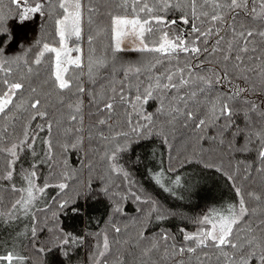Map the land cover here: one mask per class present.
Here are the masks:
<instances>
[{"label":"snow or ice","instance_id":"6c2138e0","mask_svg":"<svg viewBox=\"0 0 264 264\" xmlns=\"http://www.w3.org/2000/svg\"><path fill=\"white\" fill-rule=\"evenodd\" d=\"M11 5L21 24L38 17L51 21L53 42L36 41L42 46L31 61L27 50L9 56L10 48L23 45L0 15V182H8L4 188L12 193L7 204L0 195V221L30 220L21 234L29 243L0 244V264H32L33 256L54 250L71 264L70 254L89 239L94 243L87 264H264V187L253 186L256 177L264 184V105L250 95L264 93V0H11ZM174 13L179 15L170 18ZM102 40L108 43L98 56ZM125 51L140 58L125 61L117 55ZM46 54H52L46 77L33 86ZM86 115L95 117L88 126ZM185 133L191 143L178 158L221 172L235 196L194 217V231L180 227L182 240L169 231L126 235V226L114 220L109 229L91 234L58 223L63 211L82 213L81 197L85 202L104 197L112 216L122 214L129 199L148 206L140 211L149 220L174 216L137 188L128 154L154 137L171 152L173 139ZM70 150L84 152L87 161L89 179L77 181L79 188H70L77 179L66 159ZM213 152L229 156L228 170L223 159L205 161ZM45 165L47 178L40 175ZM147 171L160 190L175 195L180 176L165 182L173 167ZM50 188L58 190L51 197L55 207L46 201L41 207Z\"/></svg>","mask_w":264,"mask_h":264},{"label":"trees","instance_id":"16d2710c","mask_svg":"<svg viewBox=\"0 0 264 264\" xmlns=\"http://www.w3.org/2000/svg\"><path fill=\"white\" fill-rule=\"evenodd\" d=\"M0 15L7 17V23L11 24L15 29L16 34L21 38L22 45H14L8 50L9 56L23 55L27 50V59L31 61L34 59L35 54L42 46L37 45L36 41H47L49 43L53 42V26L51 21L48 23L44 22L43 18H37L30 21H25L23 24L17 19H13L15 15V9L11 5V0H0ZM179 13H174L170 18H175ZM179 27H185L180 25ZM70 42V46H71ZM108 42L102 40L101 43L97 45V55L103 56L105 53L103 51L104 45ZM84 48L87 50V44L84 43ZM52 54H46L45 62L40 66L41 71L39 77L33 76V86L39 87L42 80L46 77V69L48 67L49 57ZM75 55V53H73ZM123 60H135L140 58V54L132 51H125L117 54ZM110 58V54H109ZM119 61H117V67H119ZM15 67V66H13ZM91 87V85H87ZM247 87V85H245ZM252 99L260 105H264V93L256 94L250 93ZM87 107V105H86ZM95 117L92 118L94 120ZM243 118L241 117V120ZM92 120L85 116V125L88 126L92 123ZM190 141L188 139L187 133L184 135L177 134L175 139H173V148L171 152L167 146L163 145L159 138L154 137L152 140H144L139 145H133V152L128 154L130 163L127 165L132 172V179L135 181L138 189L146 195L152 196L154 199L158 200L162 207L169 209L171 212L175 213L174 216H170L168 219L163 221H157L155 218L149 220L146 215H144L140 209H147V205H138L133 200L129 199L124 202L122 207L125 211L117 216H112L110 211L109 202L104 198L99 199H88L86 202L83 197L79 201V206L82 208V213L79 215H73V213L68 211H63L60 213V220L58 223L62 225L65 230L75 232L77 234L84 233H94L102 232L110 228V220H114L116 224L123 228H127V234L135 235L139 230H146L149 234H156L161 231H169L170 233L176 234L179 240H182V233L179 232L180 227H184L189 231H194L196 225L192 223V219L197 217L207 211L209 207L213 206V201L223 199L225 197L234 198L235 194L231 190V185L228 182L226 176L221 172L215 171L212 168H205L203 164L194 160L191 163L183 162L180 158V154L185 153V146H190ZM88 146V142L85 141V147ZM92 147H96V142H92ZM206 149L209 147L206 143L203 145ZM190 151V147H189ZM60 149L57 148V153L59 155ZM30 155V154H29ZM139 157V159H137ZM170 157L171 165H170ZM31 159V157H29ZM66 159L68 160L71 168L77 171V179L70 181V188H79L80 184L77 181L87 182L89 179V171L84 165L87 163L85 160L84 152L79 150H70L66 154ZM198 159V158H197ZM205 161L214 162L216 164L220 163L223 159V167L228 170L229 156L223 155L221 153H206L204 156ZM89 160L95 162V156L90 152ZM169 166L175 169L174 172H168L165 177V182L168 181L169 177H174L179 175L186 185H189L190 190H193L191 194H186L183 197L176 196L171 198L166 196L162 190H160L155 183L151 180L148 173V169L159 170L160 168L167 169ZM97 164V168H98ZM70 168V170H71ZM49 174V169L47 165L40 169V175L43 178H47ZM96 173L93 172L92 175ZM255 176V174H254ZM15 181L19 184L20 177H14ZM212 181L214 183L213 189H211L208 195L201 194L200 192H195L194 188L202 185L204 182L208 183ZM41 181H38V183ZM8 182H0V195L4 197L5 204L12 198V193L10 190H5L4 185ZM94 184L98 181L94 180ZM258 190L264 187L261 183V178L256 177V182L253 185ZM57 189H48V194L41 198L39 201L40 206L44 205L46 201L49 205L53 204L51 199L55 195ZM98 192V189H97ZM70 194L72 192L70 191ZM2 207V206H0ZM39 216L43 217V213H38ZM30 220L25 218L22 225H17L14 222H9L7 224L0 221V244L5 247H11L16 245L19 247L21 244H28L29 241L21 235L25 231L29 230ZM48 233L42 234L44 239L48 238ZM94 243L89 239L88 245L80 247L72 252L71 264H87L88 255L90 254L91 245ZM25 254H30L28 248L24 249ZM32 264H67L66 260L61 257L58 251H53L47 253L43 258L39 256H33ZM166 264H172L171 260L167 261Z\"/></svg>","mask_w":264,"mask_h":264},{"label":"rangeland","instance_id":"374dc122","mask_svg":"<svg viewBox=\"0 0 264 264\" xmlns=\"http://www.w3.org/2000/svg\"><path fill=\"white\" fill-rule=\"evenodd\" d=\"M125 46H127V42H126ZM29 157H31V155H29ZM16 177H19V176H16ZM19 183H22L21 179L19 180ZM213 186H214V183L212 181H210L208 183L204 182L202 185H199L198 187H195L194 191L195 192L196 191L200 192L201 194L208 195L210 193L211 189H213ZM173 190L175 192V195H172V194H169V193H165V192H164V194L166 196H170L171 198H174L176 196L183 197L184 195H186L188 193L191 194L192 191H193V190H190L189 185H186V183L184 182V180L182 178H181V185L173 186ZM229 199H231V198L225 197L223 199L215 200L212 203H213V205H216V204L225 202V201H227ZM24 220H25V217H21L20 219L12 221V222H14L17 225H22Z\"/></svg>","mask_w":264,"mask_h":264}]
</instances>
